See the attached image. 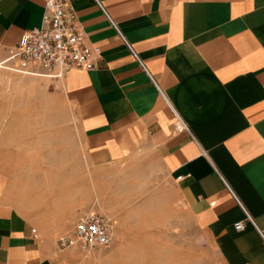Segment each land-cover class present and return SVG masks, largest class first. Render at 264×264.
<instances>
[{
    "label": "crops",
    "instance_id": "1",
    "mask_svg": "<svg viewBox=\"0 0 264 264\" xmlns=\"http://www.w3.org/2000/svg\"><path fill=\"white\" fill-rule=\"evenodd\" d=\"M98 1L70 0L101 53L52 81L69 117L0 134V264L76 263L58 238L89 211L120 216L151 182L214 264H264V0ZM42 11L0 0V62Z\"/></svg>",
    "mask_w": 264,
    "mask_h": 264
},
{
    "label": "rangeland",
    "instance_id": "2",
    "mask_svg": "<svg viewBox=\"0 0 264 264\" xmlns=\"http://www.w3.org/2000/svg\"><path fill=\"white\" fill-rule=\"evenodd\" d=\"M5 64L0 62V134L11 129L21 134L30 124L69 117L64 98L55 94L52 81L57 79L32 75L22 79V74L11 73ZM7 120H15L17 126L8 127ZM135 186L126 191L133 197L126 198L122 214L109 215L111 243L78 252L74 264H214L209 241L181 206L174 210L167 206L155 182L140 194ZM167 194L176 192L168 189Z\"/></svg>",
    "mask_w": 264,
    "mask_h": 264
},
{
    "label": "built area",
    "instance_id": "3",
    "mask_svg": "<svg viewBox=\"0 0 264 264\" xmlns=\"http://www.w3.org/2000/svg\"><path fill=\"white\" fill-rule=\"evenodd\" d=\"M95 1L101 7L99 1ZM103 12L142 65L116 24L105 10ZM100 53L98 47L86 42V34L70 0H43L40 25L24 31L9 56L1 63H6L9 70L21 74L59 80L64 78L70 69H92L94 60ZM181 126L184 127V124L181 123ZM241 208L246 216L245 221L254 224L245 209ZM245 221L235 222L234 228L237 231L242 230ZM112 222V218L106 213L89 211L78 218L71 234L58 238L57 244L61 249L76 248L83 252H88L96 246L107 247L112 240Z\"/></svg>",
    "mask_w": 264,
    "mask_h": 264
}]
</instances>
